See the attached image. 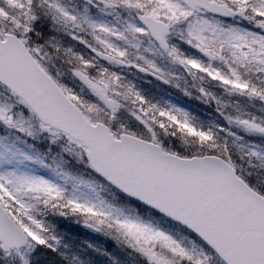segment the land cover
<instances>
[{
    "label": "snow or ice",
    "instance_id": "snow-or-ice-1",
    "mask_svg": "<svg viewBox=\"0 0 264 264\" xmlns=\"http://www.w3.org/2000/svg\"><path fill=\"white\" fill-rule=\"evenodd\" d=\"M63 221L264 264V0H0V264H89Z\"/></svg>",
    "mask_w": 264,
    "mask_h": 264
},
{
    "label": "trees",
    "instance_id": "trees-1",
    "mask_svg": "<svg viewBox=\"0 0 264 264\" xmlns=\"http://www.w3.org/2000/svg\"><path fill=\"white\" fill-rule=\"evenodd\" d=\"M194 101V100H193ZM195 105L199 107L198 102L194 101ZM97 247L106 250L107 252L111 253V256L109 255H103L99 252L94 251L92 248H87L85 250L84 258L89 260V264H117L113 255H112V249L111 247H114L113 242H105L102 244L101 242H98L95 244Z\"/></svg>",
    "mask_w": 264,
    "mask_h": 264
},
{
    "label": "rangeland",
    "instance_id": "rangeland-1",
    "mask_svg": "<svg viewBox=\"0 0 264 264\" xmlns=\"http://www.w3.org/2000/svg\"><path fill=\"white\" fill-rule=\"evenodd\" d=\"M172 99H173V98H172ZM173 102L180 104V103H179L178 101H176L175 99H173ZM180 105L183 106L182 104H180ZM120 250H123V249L120 248Z\"/></svg>",
    "mask_w": 264,
    "mask_h": 264
}]
</instances>
